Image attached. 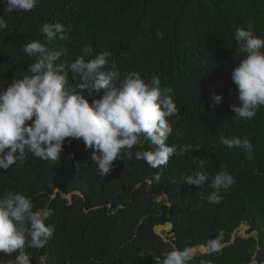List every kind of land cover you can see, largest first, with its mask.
<instances>
[{
  "label": "trees",
  "instance_id": "1",
  "mask_svg": "<svg viewBox=\"0 0 264 264\" xmlns=\"http://www.w3.org/2000/svg\"><path fill=\"white\" fill-rule=\"evenodd\" d=\"M0 16L8 25L0 30V87L30 74L33 58L18 48L45 42L41 26L61 23L67 39L49 45L65 50L58 63L73 62L90 44L93 53L85 58L110 52L109 67L114 63L121 79L129 71L145 80L158 75L162 88L173 89L180 109L179 120L169 118L168 143L199 149L170 157L158 169L118 159L109 175L100 176L92 150L80 140H66L60 160L29 154L24 163L0 169V196L22 193L52 211L47 223L54 225V235L44 247L26 249L30 264H160L164 252L197 249L213 238L221 251L197 252L191 264H264V108L248 121L230 109L239 105L231 79L242 58L236 55L235 32L251 24L254 35L264 38V0H37L33 10L21 13H6L0 3ZM157 30L163 39L156 38ZM69 80L78 82L71 73ZM213 94L222 97L215 108ZM85 95L91 103L103 92ZM237 136L252 143L251 158L221 143V137ZM221 168L236 183L220 190L219 203L196 209L201 189L183 178L200 170L214 175ZM202 190L214 191L209 185ZM244 224L247 237L236 235ZM167 225L164 238L156 229ZM14 256L0 254V261L9 264Z\"/></svg>",
  "mask_w": 264,
  "mask_h": 264
},
{
  "label": "clouds",
  "instance_id": "2",
  "mask_svg": "<svg viewBox=\"0 0 264 264\" xmlns=\"http://www.w3.org/2000/svg\"><path fill=\"white\" fill-rule=\"evenodd\" d=\"M4 12H30L37 0H0ZM8 27L0 16V30ZM40 31L46 41L34 40L18 48L33 58L22 78H15L7 87H0V169L8 170L17 161L24 163L33 157L55 162L60 160L66 140H80L92 150L91 161L100 176L111 173L116 160L143 161L152 169L166 166L170 157L183 156L199 149L192 144H169L173 126L169 118L180 119L172 97L173 89L162 88L161 79L153 74L145 80L137 71H129L122 79L114 63L109 67L110 52L95 54L93 47L85 45L71 63H58L66 55L64 49L50 48L54 41L67 39L61 23H45ZM156 38L164 33L157 30ZM236 55L242 58L231 73L239 105H230L234 117L251 120L264 108V38L254 35L252 25L237 28ZM69 73L71 81L69 83ZM147 75V74H145ZM103 92L101 99L91 103L86 98ZM215 108L222 102L213 94ZM177 137L183 133L176 131ZM70 138V139H69ZM229 150L240 149L251 158L253 145L247 138L221 137ZM151 148H145V145ZM135 149V151H134ZM74 155V154H73ZM200 168L204 159L199 160ZM78 167V165H77ZM160 180V173L155 175ZM188 185L201 189L196 197V209L221 201L220 190L228 191L234 177L221 168L214 175L196 171L186 175ZM209 185L214 191L205 194ZM51 209L38 208L22 193L6 192L0 196V254L13 256L9 264H30L26 249H40L53 237L55 227L48 224ZM209 254L221 251L218 238L201 245ZM195 258L193 247L173 249L161 254L160 264H191ZM2 264V261H0ZM203 264V262H202Z\"/></svg>",
  "mask_w": 264,
  "mask_h": 264
},
{
  "label": "rangeland",
  "instance_id": "3",
  "mask_svg": "<svg viewBox=\"0 0 264 264\" xmlns=\"http://www.w3.org/2000/svg\"><path fill=\"white\" fill-rule=\"evenodd\" d=\"M160 200H162V197L159 198ZM171 227L170 226H163V227H158L157 228V233L159 234H163L164 238L168 237V232L170 231ZM247 230H248V226L243 225L237 232L236 235L238 236H243V237H247ZM194 253L196 254L197 252H201V253H205V249L202 247H199L197 249H193ZM252 264H256V263H252Z\"/></svg>",
  "mask_w": 264,
  "mask_h": 264
},
{
  "label": "water",
  "instance_id": "4",
  "mask_svg": "<svg viewBox=\"0 0 264 264\" xmlns=\"http://www.w3.org/2000/svg\"><path fill=\"white\" fill-rule=\"evenodd\" d=\"M245 225V224H244ZM156 231H157V229H156Z\"/></svg>",
  "mask_w": 264,
  "mask_h": 264
}]
</instances>
